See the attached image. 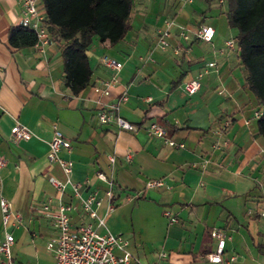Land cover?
I'll return each instance as SVG.
<instances>
[{"label":"crops","instance_id":"obj_1","mask_svg":"<svg viewBox=\"0 0 264 264\" xmlns=\"http://www.w3.org/2000/svg\"><path fill=\"white\" fill-rule=\"evenodd\" d=\"M131 3L130 29L121 40L92 39L86 50L92 76L74 95L64 82L62 43L55 39L42 50L12 46L8 35L19 26L21 6L19 0H0V197L22 217L18 227L4 225L0 211V239L6 232L14 236L12 256L22 264H55L46 243L56 231L41 207L49 198L57 204L50 177H63L46 158L56 127L71 142V149L60 155L73 163L80 196L95 194L100 200L94 208L106 227L98 231L128 241L129 264H214L206 259L216 248L213 229L226 236L224 255L234 254L239 264H264V139L253 118L260 106L245 83L237 44L225 46L237 34L228 24L227 1ZM200 25L214 29L210 42L195 37ZM166 28L170 45L162 50L157 41ZM178 44L185 50L174 54ZM103 55L122 63L105 101L119 105L118 113L136 127L133 132L97 121L91 86L114 76L101 63ZM210 61L214 67L199 90L188 95L183 82ZM124 92L128 98L121 101ZM15 121L30 129V139H11ZM152 121L184 147H170L149 135L146 127ZM226 121L229 126L222 129ZM98 173L112 183L111 197ZM148 179H163L165 185L146 188ZM62 200L73 206V225H95L70 187ZM171 217L176 221L170 223Z\"/></svg>","mask_w":264,"mask_h":264},{"label":"built area","instance_id":"obj_2","mask_svg":"<svg viewBox=\"0 0 264 264\" xmlns=\"http://www.w3.org/2000/svg\"><path fill=\"white\" fill-rule=\"evenodd\" d=\"M191 2L192 0H184ZM21 6V18L19 26L28 28L35 33L36 40L33 47L42 50L44 47L56 44L55 38L52 36L49 25L47 23L46 14L43 8L39 6V0H19ZM214 35V29L208 25H200L195 31L197 39L210 42ZM170 32L166 28L160 31L157 44L165 50L169 47ZM185 41L189 40L187 34H182ZM236 41L228 39L225 42L227 48H233ZM185 47L178 44L173 48L174 54H180ZM101 63L114 72V76L109 79L95 82L91 89L95 94L94 102L96 104V118L99 124L114 123L119 130L133 132L136 127L119 113L118 104H110L105 101L111 94L112 88L117 81L116 75L122 68V63L116 59L103 55ZM215 63L210 61L206 67L196 76L186 80L182 84L183 90L188 95L195 94L200 86L202 78L207 74L208 70L214 67ZM127 93L124 92L120 96L121 101L127 100ZM261 115L260 107L253 112V118L258 119ZM250 120H246L245 124H249ZM229 126V121H226L222 129ZM149 135L163 141L173 148H183L182 143L175 142L168 136L167 129L158 123L152 121L146 127ZM13 141L28 140L32 136L30 129L15 121L10 133ZM71 149L70 140L65 137L56 127L53 129V135L48 143L47 160L59 167L63 177H50V183L55 190L57 204L51 205V199H47L41 207L43 216L50 221L56 231V235L46 243V250L54 257L55 264H129L132 259V254L128 250V241L119 234H114L109 230L101 233L98 231L100 227H106L105 218L99 217L96 213L94 205L98 206L100 200L95 194H90L83 198L79 193V183L72 180L73 163L71 160L63 158L61 151H69ZM127 158L129 156L127 155ZM111 163L115 161L114 155H108ZM4 165V159L0 158V168ZM98 178L107 181L102 173L97 174ZM109 189L106 192L108 197H111L110 187L111 182L107 181ZM163 179H148L145 183L146 188H159L164 186ZM71 188L72 196L79 201L82 212L90 219L95 220V225L92 223H83L77 226L71 223L70 213L73 206L71 203H65L62 197L67 189ZM112 209V207H110ZM109 209V210H110ZM0 211L2 222L7 225L11 222L15 227L21 223L22 217L15 213L12 204L7 199L0 197ZM264 217V211L261 213ZM169 217V213L165 212ZM174 217L169 218V222H175ZM211 236L216 239V248L214 251L206 255L207 261L214 264H239L237 257L234 254L224 255V246L226 242L225 234L213 229ZM14 244V236L10 232H6L4 237L0 239V264H22L14 260L12 256V246ZM160 256L166 257V253L161 252ZM42 264V263H37ZM168 264H175L169 262Z\"/></svg>","mask_w":264,"mask_h":264},{"label":"trees","instance_id":"obj_3","mask_svg":"<svg viewBox=\"0 0 264 264\" xmlns=\"http://www.w3.org/2000/svg\"><path fill=\"white\" fill-rule=\"evenodd\" d=\"M227 20L237 30L236 44L245 83L261 109L258 133L264 139V0H226ZM50 32L62 44L64 82L72 94L89 83L92 70L86 50L92 39L114 44L130 29L131 0H39ZM12 46L33 45L35 33L21 26L11 28Z\"/></svg>","mask_w":264,"mask_h":264}]
</instances>
